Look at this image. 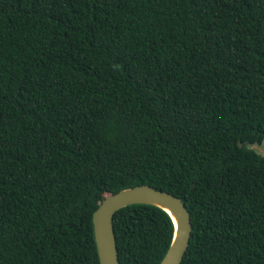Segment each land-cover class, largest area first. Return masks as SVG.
Listing matches in <instances>:
<instances>
[{"label": "trees", "instance_id": "obj_1", "mask_svg": "<svg viewBox=\"0 0 264 264\" xmlns=\"http://www.w3.org/2000/svg\"><path fill=\"white\" fill-rule=\"evenodd\" d=\"M263 141L264 0H0V264H100L94 213L143 185L190 212L181 264H264ZM114 229L120 264L175 232Z\"/></svg>", "mask_w": 264, "mask_h": 264}, {"label": "water", "instance_id": "obj_2", "mask_svg": "<svg viewBox=\"0 0 264 264\" xmlns=\"http://www.w3.org/2000/svg\"><path fill=\"white\" fill-rule=\"evenodd\" d=\"M239 147L243 148L244 145L239 142ZM246 148L264 158V141L260 144H247ZM134 205H152L170 216L175 230L174 238L161 264H181L191 241L190 212L180 198L146 185L107 196L94 213V234L100 264H120L114 217L121 209Z\"/></svg>", "mask_w": 264, "mask_h": 264}, {"label": "bare ground", "instance_id": "obj_3", "mask_svg": "<svg viewBox=\"0 0 264 264\" xmlns=\"http://www.w3.org/2000/svg\"><path fill=\"white\" fill-rule=\"evenodd\" d=\"M175 222H176V219H175Z\"/></svg>", "mask_w": 264, "mask_h": 264}]
</instances>
